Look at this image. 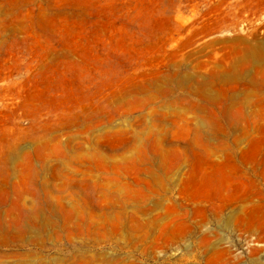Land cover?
<instances>
[{"label":"rangeland","instance_id":"374dc122","mask_svg":"<svg viewBox=\"0 0 264 264\" xmlns=\"http://www.w3.org/2000/svg\"><path fill=\"white\" fill-rule=\"evenodd\" d=\"M0 264H264V0H0Z\"/></svg>","mask_w":264,"mask_h":264}]
</instances>
